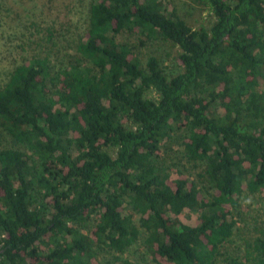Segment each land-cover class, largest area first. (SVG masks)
Segmentation results:
<instances>
[{"label": "trees", "instance_id": "16d2710c", "mask_svg": "<svg viewBox=\"0 0 264 264\" xmlns=\"http://www.w3.org/2000/svg\"><path fill=\"white\" fill-rule=\"evenodd\" d=\"M193 1L208 26L164 0H93L65 64L46 53L12 69L0 264H140L123 258L135 243L152 264L224 255L243 196L264 193V0ZM155 41L178 49L171 65L142 54ZM184 209L200 212L194 226ZM249 244L223 263L247 262Z\"/></svg>", "mask_w": 264, "mask_h": 264}, {"label": "rangeland", "instance_id": "374dc122", "mask_svg": "<svg viewBox=\"0 0 264 264\" xmlns=\"http://www.w3.org/2000/svg\"><path fill=\"white\" fill-rule=\"evenodd\" d=\"M92 1L0 0V86L7 81L16 65L33 55L49 53L55 62V68L59 64H65L67 54L73 53L75 43L83 37ZM164 3L168 10L171 7L176 9V13L193 27L209 24L210 14L203 5L193 0H164ZM140 51L142 54L158 55L165 64L171 65L178 49L169 43L155 41L144 45ZM184 168L201 186L208 187L202 178L197 177L199 168H193L190 164H185ZM240 209L235 235L221 249L224 255L217 264H224V258L228 256H243L248 242L250 258L244 264H264V253L259 254L260 250L253 243V238L260 235L259 230L264 226V193L245 194ZM199 215V211L184 209L178 218L181 222L194 226ZM123 258L130 262L152 264L138 243L132 245L123 254Z\"/></svg>", "mask_w": 264, "mask_h": 264}]
</instances>
